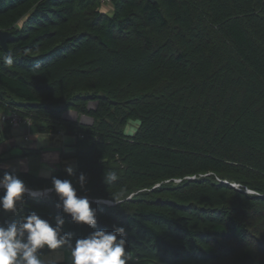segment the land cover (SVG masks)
<instances>
[{
  "label": "trees",
  "instance_id": "obj_1",
  "mask_svg": "<svg viewBox=\"0 0 264 264\" xmlns=\"http://www.w3.org/2000/svg\"><path fill=\"white\" fill-rule=\"evenodd\" d=\"M109 7L0 0V30L11 33L0 52L13 58L12 67L0 60V136L20 125L25 139L70 133L73 176L51 175L89 198L97 228H126L139 264H264V0ZM67 110L91 122L68 121ZM18 150L0 153V174L50 188V177L2 164L36 149ZM109 171L118 179L105 183ZM117 197L118 205L97 202ZM56 200L26 196L22 212L50 219ZM16 218L0 211V223ZM65 219L74 238L92 231Z\"/></svg>",
  "mask_w": 264,
  "mask_h": 264
},
{
  "label": "clouds",
  "instance_id": "obj_2",
  "mask_svg": "<svg viewBox=\"0 0 264 264\" xmlns=\"http://www.w3.org/2000/svg\"><path fill=\"white\" fill-rule=\"evenodd\" d=\"M0 60L7 67H12L10 53L0 52ZM0 136V142H3ZM64 171L72 177L74 168L66 164ZM50 177L51 187L43 190L29 188L13 171L0 174V211L17 217L11 222L0 223V264H45L41 258L44 250L55 252L65 249L69 252L71 264H139V258L127 250L128 232L123 225L112 224V230L97 228V210L91 207V201L84 195L77 194L71 179H60L51 175V170L44 173ZM105 183L115 182L118 177L109 171L104 177ZM88 178L81 172L76 183L86 191ZM236 190L242 189L240 183H233ZM251 192V189H244ZM49 193L57 197L55 207L60 211L50 219L42 218L37 212L23 214L24 198L39 199ZM105 204H119V198L97 201ZM67 217L72 223L85 225L92 229L86 236L74 238V233L64 231ZM49 264H58L51 261Z\"/></svg>",
  "mask_w": 264,
  "mask_h": 264
},
{
  "label": "crops",
  "instance_id": "obj_3",
  "mask_svg": "<svg viewBox=\"0 0 264 264\" xmlns=\"http://www.w3.org/2000/svg\"><path fill=\"white\" fill-rule=\"evenodd\" d=\"M27 133V129L24 126H18L15 129L11 130V134L8 135L7 137H5L3 139V142H0V147H4V149H0V153L6 151L7 149H10V153H18V147L20 146H28L30 148H34L36 149L34 151V154H37V159H39L38 161V165L37 163H33V167H31V163L32 160L30 156L28 157H24V158H14V159H10L8 161H6L4 163L5 166L8 167V169L10 170H22V171H26V170H31L33 172H37L38 174H44L49 172L51 166L49 164H55L53 162H51L52 160H59L63 165H66V153H72V151H64L62 145L60 144H55V145H49L47 140H43V142H46V145H36V148L33 146V144L30 142L32 141L31 137H34V135H31V137L29 136L28 139L24 138V135ZM62 133L59 134H52L55 135L53 142H55L54 140L56 138H58V140L60 139ZM39 134H36V136H38ZM20 137H23L24 140H27L28 143H20L18 141V139ZM62 138V137H61ZM42 142V143H43ZM38 143L37 140L35 142V144ZM73 159V158H72ZM74 160V159H73ZM72 166H74V161H72ZM39 166V168H38ZM60 169H64V168H60ZM58 170V169H57ZM56 170L53 171V168L51 169V174L53 172H55ZM44 176V175H43Z\"/></svg>",
  "mask_w": 264,
  "mask_h": 264
},
{
  "label": "rangeland",
  "instance_id": "obj_4",
  "mask_svg": "<svg viewBox=\"0 0 264 264\" xmlns=\"http://www.w3.org/2000/svg\"><path fill=\"white\" fill-rule=\"evenodd\" d=\"M109 3H105V4H102V8H105V9H108V11H110V7H109ZM94 104L95 102H92L90 101L88 103L89 107H94ZM63 118L68 120V121H76L78 120L79 122H82V123H85V124H89L91 122V118L89 116H86L84 114H81V113H78L76 112L75 110H67L65 111L63 114H62ZM128 127V128H127ZM126 127V132H131L133 131V123L130 124L129 126ZM132 129V130H130ZM59 134V133H57ZM55 135H52L50 133H40L38 136L34 135V137H31L32 141H30L33 146L36 148V145H46V142H48L49 145H55V144H60L62 145L63 147V150L64 151H73L74 150V147L72 146V143H73V136L69 133H62L61 134V137L60 139L58 140V138H56L53 142V139H54ZM29 138V136H27V139ZM47 140L46 142H43V140ZM36 143L35 144V142ZM18 141L20 143H28L27 140H24L23 137H20L18 139ZM43 142V143H42ZM21 147V146H20ZM0 149H4V147H0ZM37 154H32L30 155V158L29 160H32V163H31V167H33V163H37V165L39 164L38 161L39 159H37ZM66 156H68V158L65 160L66 161V164H73L72 161H74L72 158H71V153H66ZM51 162L55 163V164H49L51 166L50 170L53 168V171L54 170H57V169H60V168H65L66 165H63L59 160H52ZM4 164V163H2ZM74 166H75V163H74ZM73 166V168H74ZM39 168V166H38ZM39 175H44V174H39ZM45 176V175H44ZM48 188V187H46ZM46 188H43V189H46ZM43 189H40V190H43ZM98 201H103V199H99ZM41 258L43 260H45V263H49L51 261H57V262H65V263H71V258H70V255H69V252L65 249H60V250H56L55 252H50V251H45L41 254Z\"/></svg>",
  "mask_w": 264,
  "mask_h": 264
},
{
  "label": "water",
  "instance_id": "obj_5",
  "mask_svg": "<svg viewBox=\"0 0 264 264\" xmlns=\"http://www.w3.org/2000/svg\"><path fill=\"white\" fill-rule=\"evenodd\" d=\"M152 1V0H151ZM11 37V33L7 30H0V44L7 50V40Z\"/></svg>",
  "mask_w": 264,
  "mask_h": 264
},
{
  "label": "built area",
  "instance_id": "obj_6",
  "mask_svg": "<svg viewBox=\"0 0 264 264\" xmlns=\"http://www.w3.org/2000/svg\"><path fill=\"white\" fill-rule=\"evenodd\" d=\"M99 1H100L101 4H105V3H109L110 4V2H111V0H99ZM4 119H5V116L2 115L1 116V120H4ZM17 121H18V116L16 115V113H14L12 115V122H13V124H16Z\"/></svg>",
  "mask_w": 264,
  "mask_h": 264
}]
</instances>
